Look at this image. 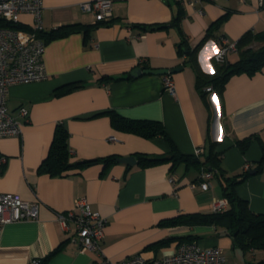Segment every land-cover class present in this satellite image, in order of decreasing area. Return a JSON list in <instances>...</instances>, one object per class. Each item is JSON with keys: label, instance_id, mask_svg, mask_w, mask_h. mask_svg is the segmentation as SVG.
Wrapping results in <instances>:
<instances>
[{"label": "crops", "instance_id": "obj_1", "mask_svg": "<svg viewBox=\"0 0 264 264\" xmlns=\"http://www.w3.org/2000/svg\"><path fill=\"white\" fill-rule=\"evenodd\" d=\"M83 1L90 0H43L44 30L75 22L95 23L93 14L80 8ZM179 8L177 0H113V22L96 28L86 43L78 32L47 43L46 79L10 86L7 109L22 122V133L0 138V156L5 157L0 164V193L39 199L40 206L37 219L0 225V264H30L35 258L42 259V264H97L98 254L79 251L74 232L65 231L57 218L58 212L73 209L80 196L107 219L102 247L111 259L135 254L159 258L175 252L180 237L192 236L201 247L220 246L229 262L264 264V249L235 248L224 227L160 224L184 213L213 212V199L224 196L215 176L207 190L200 187L196 164L181 162L172 170L169 161L146 167L117 161L108 166L93 163L63 175L39 170L58 124L69 132L71 162L113 154H171L173 150L194 155L199 147L204 149L200 158L205 160L214 141L226 173H241L247 162L256 171L236 192L253 212L264 214V166L256 170L263 155L264 67L254 75L235 74L221 94L211 91L203 96L194 67L184 62L177 45L184 36L193 48L227 12L217 35L237 41L248 30L264 32V6L257 0H206L196 6L184 2L180 29L174 25L144 29L170 24ZM22 20L31 21V16L24 14ZM217 39L211 36L198 52V64L206 73L215 70L214 55L208 61L211 70H205L201 56L209 44L221 45ZM238 59V49L226 56L229 62ZM140 65L157 69L182 65L171 73L175 94L165 88L164 74L101 80ZM75 82L84 85L58 94L60 88ZM21 107L28 109L26 117L20 115ZM108 110L133 119L159 120L168 138L119 131L109 115L99 114ZM246 138L251 142L242 151L238 141ZM172 175L175 183L170 181ZM170 238L175 239L153 245Z\"/></svg>", "mask_w": 264, "mask_h": 264}, {"label": "trees", "instance_id": "obj_2", "mask_svg": "<svg viewBox=\"0 0 264 264\" xmlns=\"http://www.w3.org/2000/svg\"><path fill=\"white\" fill-rule=\"evenodd\" d=\"M180 8L175 13L173 21L169 24H151L143 26L146 30L159 29L163 27H169L174 25L181 28V20L185 15L184 2L185 0H177ZM264 6V4H263ZM229 13L222 15L219 19L214 21L205 37L193 48L188 44L184 36L178 42V52L181 56H184V62L190 63L196 71V84L202 95L205 96L208 91V86L213 87V91L217 94H221L226 87V84L231 76L240 73H247L254 75L258 71H261L264 67V32H253L252 30L246 31L237 41V49L239 52V59L235 62H229L225 60L222 63L215 62V70L212 73L204 72L198 64V52L205 42L211 37L216 36L221 40L225 35H217L216 30L219 29L222 22L228 17ZM113 22L111 17L108 20H97L95 23H68L61 25L51 31H45L44 29L38 32V35L44 39L46 44L51 40L66 37L73 33H83L85 43L92 36V32L102 25H107ZM3 25V24H2ZM6 25V24H4ZM23 29H28L22 25H11ZM141 26V25H140ZM260 43L258 47H254L253 44ZM137 68H147L145 65H140ZM135 69L123 73L118 76L109 77L104 76L101 80L111 79H131L135 78ZM84 85L82 82H75L63 86L59 89L58 94H64L74 89L80 88ZM99 114H107L110 116L112 126L123 132L134 133L144 138H151L154 136H161L168 138L166 129L163 123L154 119H133L125 117L116 111L108 110ZM69 132L62 124H58L53 140L51 142L48 154L42 161L39 170L51 175H63L69 170L76 168H82L86 165H90L97 162H102L105 166L116 163L120 155H107L96 159H85L82 161L71 162L70 161V148L68 145ZM251 142V138L239 140L238 145L242 151H245ZM218 142H211L210 150L205 160L200 158V155H187L174 151L171 154H147V153H135L137 164L141 166H150L163 161H169L172 163L171 169L173 170L179 163H193L198 166L200 171L203 168L212 170L214 176L219 180L223 195L229 199V207L225 211L210 213H184L176 217L166 218L160 221L161 225H180V224H211L221 226L226 229V233L232 238L233 246L240 248L243 251L250 249H264V214L255 213L251 210L247 200L242 199L236 192V187L246 180L250 176L251 168L244 169L241 173L229 175L221 167L220 153L215 151V147ZM263 155L258 163L257 171H260L264 166V142L262 143ZM175 238L163 239L157 241L153 245L167 244ZM180 242L191 241L195 239L192 236L180 237ZM59 248H56L52 253L56 252ZM51 253V254H52ZM42 264V263H41ZM262 264V263H261Z\"/></svg>", "mask_w": 264, "mask_h": 264}, {"label": "built area", "instance_id": "obj_3", "mask_svg": "<svg viewBox=\"0 0 264 264\" xmlns=\"http://www.w3.org/2000/svg\"><path fill=\"white\" fill-rule=\"evenodd\" d=\"M206 0H185L196 6ZM263 6L264 0H257ZM113 0H90L81 2L80 8L84 12L92 13L95 20H108L112 15ZM43 0H0V138L20 136L22 122L7 109V99L10 86L16 83H30L41 81L48 77L44 62L46 42L38 32L44 29ZM199 8V12H202ZM30 15L31 21L22 20V15ZM3 24V25H2ZM6 24V25H4ZM22 25L28 29L7 26ZM219 52L214 54L215 62L222 63L229 52L237 50L236 41H229L222 37ZM142 62V61H141ZM164 86L175 94L172 74L163 76ZM213 91L212 86L206 88ZM21 116L28 115V109H19ZM110 139H115L111 136ZM204 152L202 147L196 149V155ZM5 157L0 156V164ZM251 167L245 164V169ZM214 177L212 170L203 168L199 173L200 187L207 190L209 180ZM170 181L175 183L172 175ZM213 211L222 212L228 209L229 199L226 196L213 199ZM39 199L26 200L18 193H0V225L6 223L34 220L39 216ZM57 218L65 231H73L79 251L92 250L98 254L97 264H236L229 262L220 246L201 247L196 241L179 242L178 248L171 254L159 258H146L141 254L114 260L104 254L102 240L107 219L100 212L91 208L86 197L75 199V207L69 211L58 212ZM42 259L35 258L30 264H41Z\"/></svg>", "mask_w": 264, "mask_h": 264}, {"label": "water", "instance_id": "obj_4", "mask_svg": "<svg viewBox=\"0 0 264 264\" xmlns=\"http://www.w3.org/2000/svg\"><path fill=\"white\" fill-rule=\"evenodd\" d=\"M183 68L182 65H178L176 67H173L171 69L169 68H137L134 71V75L140 76L143 74H167V73H173V72H177L179 70H181ZM119 162H123V163H127L131 166L135 165L137 162L136 156L135 155H128V156H121L118 158ZM256 171L255 170H251L250 173L254 174Z\"/></svg>", "mask_w": 264, "mask_h": 264}, {"label": "clouds", "instance_id": "obj_5", "mask_svg": "<svg viewBox=\"0 0 264 264\" xmlns=\"http://www.w3.org/2000/svg\"><path fill=\"white\" fill-rule=\"evenodd\" d=\"M218 52H219V46L216 45L214 42L204 48L201 59L204 63L205 70H211L210 68L211 65L208 63V61L214 54H217Z\"/></svg>", "mask_w": 264, "mask_h": 264}, {"label": "snow or ice", "instance_id": "obj_6", "mask_svg": "<svg viewBox=\"0 0 264 264\" xmlns=\"http://www.w3.org/2000/svg\"><path fill=\"white\" fill-rule=\"evenodd\" d=\"M210 68H211V66H210Z\"/></svg>", "mask_w": 264, "mask_h": 264}]
</instances>
